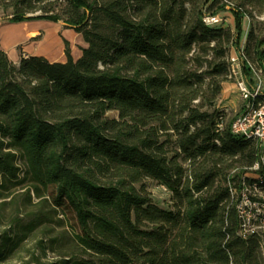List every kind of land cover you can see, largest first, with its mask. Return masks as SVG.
<instances>
[{
  "label": "trees",
  "instance_id": "trees-1",
  "mask_svg": "<svg viewBox=\"0 0 264 264\" xmlns=\"http://www.w3.org/2000/svg\"><path fill=\"white\" fill-rule=\"evenodd\" d=\"M66 1L81 14L46 1L43 15H30L35 7L14 0L0 18L58 20L87 43L74 59L64 39L65 62L15 63L0 48V188H47L82 251L48 264H245L259 232L240 234L229 186L239 188L258 148L215 107L219 85L212 99L200 92L205 78H228L230 45L247 79L252 64L264 73V37L252 59L240 45L260 0ZM222 11L234 31L204 22ZM146 179L171 192V209L152 200Z\"/></svg>",
  "mask_w": 264,
  "mask_h": 264
},
{
  "label": "rangeland",
  "instance_id": "rangeland-1",
  "mask_svg": "<svg viewBox=\"0 0 264 264\" xmlns=\"http://www.w3.org/2000/svg\"><path fill=\"white\" fill-rule=\"evenodd\" d=\"M14 0H0V18L11 16L12 10L5 9L4 5L13 2ZM27 7H35L29 10L30 15H43L39 5H43L46 1H54L51 4V9L54 12H60L65 17H77L81 14L73 9L66 0H25ZM50 7V5L48 6ZM252 12V17L247 18L243 25V34L241 37V49H245L250 45V58L254 57L255 41L258 37H264V1L260 0L249 6ZM46 15V14H44ZM222 25L224 28H230L234 31V18L230 12H220ZM41 21L45 24L46 30H51L53 25H57L60 30L57 31V39L61 44V50L64 52L65 44L63 35L66 32V26L58 20L42 18ZM20 22V21H18ZM12 24L9 20H1L0 24ZM249 31H252L251 37ZM6 33V30L3 29ZM6 36L5 43L10 37ZM69 36L70 46L75 51H80L79 44L83 43L75 32ZM42 36L35 39V46H41ZM43 42V40H42ZM30 43L19 44L10 52H16L20 57L23 56L24 47ZM237 51L230 45L229 56ZM204 69V68H203ZM219 85V91L214 99L215 107L223 109L227 115V121L232 120L242 108V101L239 92L233 81L226 78L225 72L213 75L212 78H205L201 86V98L212 99L214 91ZM110 116H117L115 112H110ZM149 192L152 200L160 207L171 209L172 200L171 192L160 183L146 179L143 182ZM257 229V228H256ZM260 246L253 257L245 264H264V229L258 228ZM74 230L69 219L60 210H55L48 198V189L38 186L31 180H26L24 183L13 186L9 189L0 188V254L12 245V249L8 254L0 258V264H48L58 261L70 255L73 252L80 254L82 251L75 242ZM17 242V243H16Z\"/></svg>",
  "mask_w": 264,
  "mask_h": 264
},
{
  "label": "built area",
  "instance_id": "built-area-1",
  "mask_svg": "<svg viewBox=\"0 0 264 264\" xmlns=\"http://www.w3.org/2000/svg\"><path fill=\"white\" fill-rule=\"evenodd\" d=\"M203 20L209 26L222 23L219 14L205 16ZM229 63L228 79L234 82L242 101L241 111L230 122V131L254 140L258 148V159L240 179L239 188L229 186L241 220L240 234L246 237L259 232L258 228L264 229V73L259 66L252 64L253 74L247 79L236 53L230 54ZM224 123L221 117L217 132L223 130Z\"/></svg>",
  "mask_w": 264,
  "mask_h": 264
},
{
  "label": "crops",
  "instance_id": "crops-1",
  "mask_svg": "<svg viewBox=\"0 0 264 264\" xmlns=\"http://www.w3.org/2000/svg\"><path fill=\"white\" fill-rule=\"evenodd\" d=\"M45 24L43 23V21H41V19H35V20H26V21H20V22H16V23H8L6 25L4 24H0V48L4 49L7 53L9 58L14 61L15 63H18L20 60V56L16 54V52H10L9 49H11V51L14 50V47L17 45H21L24 43H30L29 46L24 47V52H23V56H30V55H42L45 56L46 58H48V60H50L51 62H65L66 61V55H65V51L63 52L61 50V44L59 43L57 37H58V33L57 31L60 30L59 27H57V25H53V28L50 30L53 32L55 41L57 43V49L56 50H52V51H47V50H43L42 49V45L40 46H35L34 44V40L38 39L40 36H42V40L41 43H45V41H47V39L49 38L46 34L47 31L45 32ZM3 29L6 30V33L3 32ZM67 34L69 36H72V32H75L76 35L82 39L83 43L79 44L80 47V51H75L71 46V54L73 56L74 59H78L81 56V48L86 47L87 43L84 41L83 36L80 33H77L76 31H74L72 28H66L65 29ZM33 31H39L40 35H38L37 37H35L32 40L28 39V34L30 32ZM10 32L9 34V38L6 40L7 43H5L6 36L7 33ZM66 33H64L63 35V42L64 39L68 40L70 43V39H68V35ZM65 50V47H64Z\"/></svg>",
  "mask_w": 264,
  "mask_h": 264
},
{
  "label": "bare ground",
  "instance_id": "bare-ground-1",
  "mask_svg": "<svg viewBox=\"0 0 264 264\" xmlns=\"http://www.w3.org/2000/svg\"><path fill=\"white\" fill-rule=\"evenodd\" d=\"M47 36L49 37L47 39V41H45V43L41 46L43 50H47V51H52V50H56L57 49V43L55 41V38H54V35H53V32L52 31H47L46 32ZM38 35H40V32L39 31H33V32H30L28 34V39L29 40H32L34 39L35 37H37Z\"/></svg>",
  "mask_w": 264,
  "mask_h": 264
}]
</instances>
